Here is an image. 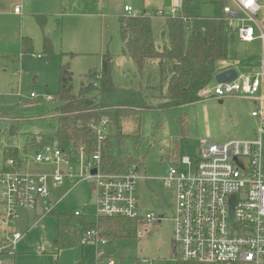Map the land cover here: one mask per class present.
<instances>
[{"label":"rangeland","instance_id":"374dc122","mask_svg":"<svg viewBox=\"0 0 264 264\" xmlns=\"http://www.w3.org/2000/svg\"><path fill=\"white\" fill-rule=\"evenodd\" d=\"M176 3L174 0H0V167L10 157L16 159L11 155L12 146H19L17 155L22 156L27 133H33L41 145L50 143L56 108L49 111L52 104L44 98L58 96L62 66H68L72 72L77 92L87 82L88 73L100 70L104 58L109 56L117 89L142 92L146 104L153 106L163 102L153 101V94L147 93L149 79L154 85L159 79L157 66L149 64L141 76L135 63L123 57L119 17L126 4L135 12L144 13L160 9L163 4L174 7ZM16 8L21 15L15 14ZM23 39L31 40L33 53H23ZM230 51L231 58L238 59L244 69L260 71L264 53L259 42L245 45L237 41ZM32 94L38 98H31ZM220 101L205 98L179 108L142 111L138 116L121 120L123 137L121 142L113 138L112 154L116 159L127 156L140 161L139 173L147 176V183L140 181L138 199L157 215L146 228L139 229L142 238L107 244L104 247L107 258L104 262L96 261L95 242L59 251L56 216L22 211L9 232L20 233L22 239L12 253L0 254V264H106L110 259L114 264H143L142 260L176 264L180 255L175 250L172 216L175 189L165 187L162 181L172 162L178 156L199 154L202 142L252 139L257 130L256 120L251 117L256 106L251 100L232 96ZM52 103L58 106L56 99ZM15 120L19 131L13 137L9 131ZM46 129L51 133H45ZM116 134L114 130L112 136ZM33 157L34 153L21 157L25 160L23 171H51L50 166L35 163ZM66 189L52 187L53 200L62 198L56 210L59 214L83 212L84 204L88 205L86 212L95 213L89 182L69 187L71 190L63 199ZM161 216L164 218L160 219ZM3 235L0 228V239Z\"/></svg>","mask_w":264,"mask_h":264},{"label":"built area","instance_id":"2783aa9c","mask_svg":"<svg viewBox=\"0 0 264 264\" xmlns=\"http://www.w3.org/2000/svg\"><path fill=\"white\" fill-rule=\"evenodd\" d=\"M183 6L179 0L171 17L182 16ZM15 13H20V9L16 8ZM125 13L136 16L130 6L125 7ZM223 16L239 42H260L264 53V0H226ZM184 21L189 23L190 19ZM199 95L204 99L239 96L253 100L257 109L251 117L257 121V130L252 139L202 142L199 154L180 157L171 164L162 181L165 187L175 189L172 216L175 250L180 255L177 260L196 264H264V58L255 75L238 74L232 82L204 87ZM31 98L38 96L32 94ZM52 99L45 98L48 102ZM111 129L107 118L92 126L98 151L90 160L84 154L73 159L57 144L35 151L33 161L53 167L49 173L22 172L21 161L9 158L0 170V226L9 228L20 212L39 205L43 206L44 215H49L57 207L50 201L52 186L70 182L76 187L87 181L96 202V217L138 220L140 227L146 228L157 215L154 211L142 213L140 209L139 169L123 173L102 165L101 147ZM143 236L139 230L138 238ZM21 239L20 233H8L0 242V254L12 253ZM92 241L98 245V257H103L105 251L100 246L107 245V241L88 231L81 244ZM142 263L153 264L148 260ZM106 264L114 263L110 259Z\"/></svg>","mask_w":264,"mask_h":264},{"label":"trees","instance_id":"16d2710c","mask_svg":"<svg viewBox=\"0 0 264 264\" xmlns=\"http://www.w3.org/2000/svg\"><path fill=\"white\" fill-rule=\"evenodd\" d=\"M225 5L226 0H218L215 15L204 17L199 4L193 6L191 2L185 1L182 16L166 19L164 35L168 38L169 47L163 52L156 47L151 16L121 15L119 33L123 54L135 63L141 76H144L150 62H158L157 65L150 64L157 66L159 79L156 85L149 79L147 93L153 94V101L163 102L153 106L148 102L146 104L142 92L117 89L109 56L104 58L100 70L88 73L87 82H83L77 92L72 72L68 66H62L59 94L55 97L58 101L55 112L57 129L50 143L55 142L63 153L73 159L84 154L90 160L98 151V139L92 126L107 118L117 134L113 137L111 129L101 147L102 165L110 171H136L140 161L127 156L116 159L112 154L115 147L113 138L121 142L123 137L121 120L138 116L142 111L174 109L204 100L199 93L204 87L212 85L219 72V65L232 60L231 46L238 41L224 21ZM184 18L190 19V22L186 23ZM47 47V52H51L50 42ZM22 48L23 53H33L31 40L23 39ZM183 126L186 127V120ZM10 127V136H16L19 131L16 120ZM27 147L38 151L44 145L38 143L33 135H28ZM52 214L58 223L56 244L59 251L80 246L88 231H94L107 242L138 240V230L142 224L141 221L124 218L59 214L56 209L49 215ZM176 264L196 263L177 260Z\"/></svg>","mask_w":264,"mask_h":264},{"label":"crops","instance_id":"0c3cea01","mask_svg":"<svg viewBox=\"0 0 264 264\" xmlns=\"http://www.w3.org/2000/svg\"><path fill=\"white\" fill-rule=\"evenodd\" d=\"M161 1V0H160ZM179 0H174V2L176 3V2H178ZM181 1H183V5H184V2L185 1H189V2H191V4L193 5V6H196V5H200L199 7H200V10H201V13H202V15L204 16V17H213L214 15H215V11H216V9H215V7H216V2L218 1V0H181ZM164 2V1H163ZM126 6H130L131 8H132V6L130 5V4H126L125 6H124V12L122 13V15H125L126 13H125V7ZM184 7V6H183ZM133 9V8H132ZM173 9V7H166L164 4H163V6H162V8H160V9H152V10H149V11H145L144 13H138V12H135V10L133 9V11L135 12V14H136V16H139V15H143V14H147V15H149V16H151L152 17V22H153V30H154V36H155V42H156V47H157V49H158V51H160V52H163L166 48H168L169 47V41H168V38L164 35V26H165V23H166V19L168 18V17H171V10ZM159 12H162L163 13V15H159ZM22 13V12H21ZM21 13L20 14H17V13H15L16 15H21ZM182 13H183V10H182ZM181 14V13H180ZM180 14H178V15H180ZM239 42V41H238ZM241 43V42H240ZM256 42H254V43H241V44H245V45H253V44H255ZM260 43V42H259ZM261 44V43H260ZM262 46V45H261ZM122 54H123V51H122ZM123 57H127V56H125L124 54H123ZM232 60L231 61H228V62H224V63H221L219 66H220V68H219V72L217 73V75L218 74H220V73H223V72H226V71H229V70H235L236 72H237V74H249V75H255L256 73H257V71H255V70H253V68H251V70H249V69H244V67L242 66V64H240L239 63V61H238V59H233V58H231ZM111 60H112V58H111ZM149 64H155V65H157L158 64V62L157 61H153V62H150ZM216 75V76H217ZM216 76H215V78H216ZM215 78H214V80H213V82H212V85H213V83L215 82V84L214 85H216V84H218L217 82H216V80H215ZM46 97H48V96H46ZM45 97V98H46ZM52 97V96H51ZM44 98V99H45ZM53 99L51 100V101H49V103H51L52 104V106H51V109H49V111H51L52 109H55V108H57V106L55 105V104H53L52 102L54 101V99H55V97H52ZM244 99H248V100H251V99H249V98H245V97H243ZM253 103H254V105L257 107V105L255 104V102L253 101V100H251ZM46 102H48V101H46ZM220 102H223V100H221ZM256 109V108H255ZM48 111V112H49ZM51 117L50 115H45V117ZM54 120V122H55V128L53 129V132L52 133H54L53 134V137H54V135H55V133H56V129H57V119H56V114L52 117ZM256 123H257V121H256ZM48 130L46 129L44 132L45 133H51V132H47ZM114 131V130H113ZM42 131H40V133H41ZM39 133V134H40ZM113 133V132H112ZM27 134H29V135H33V133L32 134H30V133H27ZM53 137H51L50 139H52ZM55 145L56 143L55 142H51V143H48V144H46V145ZM45 146V145H44ZM29 147H27L26 146V144L24 145V147H22L21 148V150H22V152H21V155L22 156H18L17 155V152L19 153L20 152V147L19 146H12V148L11 149H13L14 150V152L13 153H11V155L12 156H16V159H18L19 161H21L20 163H21V166H20V169H21V171L22 172H27V173H29L28 171H23L22 170V165L24 164V159H22L21 157H23V156H26L28 153H31V154H33L35 151L34 150H31V149H28ZM7 149H8V147H7ZM10 158H12V157H10ZM178 158H180L179 156H178ZM177 159V158H176ZM8 160V159H7ZM7 160L4 162V164H3V166H1L0 167V170L1 169H4L5 167H6V164H7ZM173 163V162H172ZM50 169H51V171L50 172H52L54 169H53V167H50ZM139 170H140V168H138ZM139 170H138V175L140 176V181L142 182H144V183H142V184H145V183H147V176H145V174L143 175L142 173H139ZM30 173H32V174H35V173H37V172H30ZM40 173V172H39ZM41 173H45V172H41ZM139 181V184H138V192H137V194L139 193V189H140V187H139V185H140V182ZM62 186H65V187H67V189H66V191H65V194L63 195V199H64V196H66L67 194H69V191L71 190V189H69V187L70 188H72L73 187V184L72 183H70V182H66L64 185H62ZM52 187H54V186H52ZM52 187H51V198H50V201L52 202V203H56L57 204V207H56V210L58 209V207H59V203L61 202V200H62V198H59L57 201L56 200H53V198H52ZM61 187V186H60ZM89 193H90V196H91V198H90V200H94L93 202H94V207H95V212H96V202H95V199H94V197H93V194H92V189H91V186H90V189H89ZM139 198V197H138ZM55 201V202H54ZM139 204H140V209H141V211H142V213H147V212H150V211H152L150 208H147V203H145L144 201L142 202V201H140L139 200ZM39 206H41V208H39ZM36 209H34V210H31V211H36V212H38V211H41V213H43L44 211H43V206L42 205H39ZM83 207H84V211L82 212L81 210H77V211H75L73 214H71V215H75L76 214V212H80L82 215H93V216H95V213L93 214V213H88V212H86L87 210H88V205L87 204H84L83 205ZM0 210H1V202H0ZM24 211H30V210H24ZM20 216V215H19ZM38 216H39V214H38ZM76 216V215H75ZM21 217H18V220L20 219ZM4 227V228H3ZM11 227V226H10ZM10 227L9 228H6L5 226H0V228H2V230H3V233H4V235H3V237L0 239V242L1 241H3V240H5V238L7 237V234L10 232ZM141 227H139V229H140ZM57 230H58V226H57ZM12 232V231H11ZM138 232H139V230H138ZM110 243H113V242H107V244H110ZM87 245V244H86ZM86 245H82L81 244V246H83V247H85ZM105 246H107V245H105ZM105 246H100V248L103 250V251H107V249H105L104 247ZM98 245H96V261H98V260H102L103 262L105 261V259L107 258V256L106 255H104L103 257H101V258H99L98 257Z\"/></svg>","mask_w":264,"mask_h":264},{"label":"water","instance_id":"95a60500","mask_svg":"<svg viewBox=\"0 0 264 264\" xmlns=\"http://www.w3.org/2000/svg\"><path fill=\"white\" fill-rule=\"evenodd\" d=\"M237 72L235 70H229L223 73H220L216 76L215 80L217 83L221 84V83H227V82H232L237 78ZM93 173H96V171H94ZM233 201H235V198L232 199ZM234 208V204L232 205V211Z\"/></svg>","mask_w":264,"mask_h":264}]
</instances>
